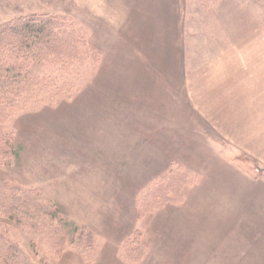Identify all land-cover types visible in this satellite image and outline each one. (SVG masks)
<instances>
[{
	"label": "rangeland",
	"instance_id": "obj_1",
	"mask_svg": "<svg viewBox=\"0 0 264 264\" xmlns=\"http://www.w3.org/2000/svg\"><path fill=\"white\" fill-rule=\"evenodd\" d=\"M238 2L0 0V23L66 17L94 51L66 70L31 63L54 85L2 106L0 185L47 198L64 236L42 255L7 220L35 264L47 250L50 264H264V2ZM165 176L182 200L140 212Z\"/></svg>",
	"mask_w": 264,
	"mask_h": 264
},
{
	"label": "trees",
	"instance_id": "obj_2",
	"mask_svg": "<svg viewBox=\"0 0 264 264\" xmlns=\"http://www.w3.org/2000/svg\"><path fill=\"white\" fill-rule=\"evenodd\" d=\"M13 19L0 23V157L12 154L11 136L4 132L2 126V120L5 118L2 106L13 101L12 95L21 96L23 99L34 97L36 101L40 90L55 83V78L40 77L32 73L30 64L35 61L44 62L66 70L74 68L75 65H82L88 56L94 55V51L81 41V28L66 17L36 15L31 18L21 16ZM182 186L180 180L170 176L154 181L146 199L139 202L140 212L157 210L167 202H180ZM53 205L35 190L21 191L0 185V213L6 219V222L0 221V264H35L12 240L11 225L8 221L22 226L34 245L39 246L41 251L38 252L42 255V252H45L40 245L43 237L48 239L54 236L55 243L64 241V236L58 233L59 227L53 224V219L58 215ZM83 235L87 248H91V234L80 228L77 236L80 238ZM76 245L77 243L74 247ZM61 249L58 247L55 251L59 253ZM51 250L50 253H53ZM47 251L49 253V250ZM144 254L145 247L138 244L133 254L128 256L131 261H139ZM45 257L42 259L43 264L48 262Z\"/></svg>",
	"mask_w": 264,
	"mask_h": 264
},
{
	"label": "crops",
	"instance_id": "obj_3",
	"mask_svg": "<svg viewBox=\"0 0 264 264\" xmlns=\"http://www.w3.org/2000/svg\"><path fill=\"white\" fill-rule=\"evenodd\" d=\"M240 1L241 0H239V2H238L239 8H240V3L243 0L241 2ZM263 2H264V0H247V11L249 12L250 10H252V11H255V12H257V11L262 12V9L261 8L263 6ZM182 73H183V71L181 72V74ZM180 77L181 78L183 77L180 81L183 82V80H184V82H185L184 76L180 75ZM186 78H187V75H186Z\"/></svg>",
	"mask_w": 264,
	"mask_h": 264
}]
</instances>
